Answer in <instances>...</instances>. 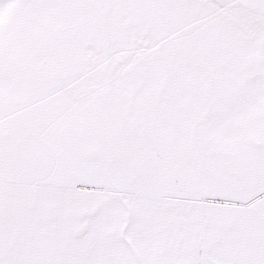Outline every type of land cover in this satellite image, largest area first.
Instances as JSON below:
<instances>
[{
  "label": "snow or ice",
  "instance_id": "1",
  "mask_svg": "<svg viewBox=\"0 0 264 264\" xmlns=\"http://www.w3.org/2000/svg\"><path fill=\"white\" fill-rule=\"evenodd\" d=\"M0 264H264V0H0Z\"/></svg>",
  "mask_w": 264,
  "mask_h": 264
}]
</instances>
